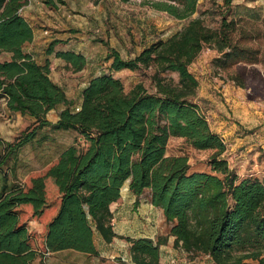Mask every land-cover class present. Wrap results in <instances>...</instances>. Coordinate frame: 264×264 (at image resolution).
I'll list each match as a JSON object with an SVG mask.
<instances>
[{
    "label": "trees",
    "instance_id": "16d2710c",
    "mask_svg": "<svg viewBox=\"0 0 264 264\" xmlns=\"http://www.w3.org/2000/svg\"><path fill=\"white\" fill-rule=\"evenodd\" d=\"M27 2L0 0V98L10 114L32 120L14 142L0 140V264H42L63 250L97 255L94 231L106 243L116 236L111 205L126 182L136 201L148 191L150 203L171 224L173 245L187 254L208 256L213 264H264V180L239 177L230 167L223 156L226 144L202 112L199 81L190 70L206 47L219 54L220 68L239 59L259 61L246 32L226 17L232 0H223L225 10L215 27L204 22L207 10H199V0H140L185 20L129 59L108 48L111 70L139 72L151 90L143 80L125 90L112 73L98 74L82 89L76 111L49 77V64H38L22 49L33 38L20 14ZM42 2L55 6L54 0ZM56 56L73 72L85 65L81 55L70 51ZM230 77L244 85L238 74ZM59 105L57 118L49 120L48 112ZM45 129L75 135L41 171L21 182L17 152L31 141H45ZM173 136L194 149L211 150L208 171H190L184 155H165ZM30 220L42 223L43 230L30 231ZM127 240L132 264H160L162 240Z\"/></svg>",
    "mask_w": 264,
    "mask_h": 264
},
{
    "label": "rangeland",
    "instance_id": "374dc122",
    "mask_svg": "<svg viewBox=\"0 0 264 264\" xmlns=\"http://www.w3.org/2000/svg\"><path fill=\"white\" fill-rule=\"evenodd\" d=\"M61 1L55 0V6L50 7L40 0H31L23 14L35 32L46 31L66 38L41 43L42 54L38 55L48 53L53 42L69 43L83 52L87 64L81 72H69L61 65L54 69L60 78L65 79V90L73 107L79 103L80 84L94 74L112 73L121 80L125 90L143 80L151 90L148 79L139 72L111 70V59H105L108 48L114 49L121 58L129 59L150 42L165 39L180 29L185 20L173 19L164 12L140 4V0ZM199 1V10H207L204 22L215 27L225 10L223 0ZM226 17L235 19L239 28L246 32V43L258 50L259 61L239 59L220 68L215 62L219 54L206 47L190 65V70L199 81L202 112L210 128L214 132L219 130L217 134L226 144L223 156L230 167L242 172L243 176L264 180V141L258 142L264 134V0H232ZM50 18L55 24L48 21ZM234 74L243 79V86L232 80L230 76ZM55 114L57 111L50 112L47 118L54 120ZM31 122L28 116L11 115L3 99L0 100L2 142H14ZM44 132L48 137L45 141H31L17 152L16 175L21 182L32 172L41 171L46 166L43 164L68 145L75 135L71 131L45 129ZM210 154L211 150L194 149L184 138L176 136L169 138L165 148V155L186 156L190 171H208ZM243 163L244 167L240 168ZM121 192L118 201L111 205L117 232L115 241L106 244L94 231L97 255L69 250L50 255L42 264H132L127 239L136 237L150 238L155 242L162 240L160 264H213L208 256L189 255L173 245V237L169 235L171 224L165 221L161 209L150 203L147 190L137 201L128 189L123 188ZM32 221L37 220H30L29 227Z\"/></svg>",
    "mask_w": 264,
    "mask_h": 264
},
{
    "label": "crops",
    "instance_id": "0c3cea01",
    "mask_svg": "<svg viewBox=\"0 0 264 264\" xmlns=\"http://www.w3.org/2000/svg\"><path fill=\"white\" fill-rule=\"evenodd\" d=\"M40 1H42V0H40ZM31 2V0H28V2H27V4L26 5H24L23 7H22V9L20 10V14L25 18V20L29 23V21L26 19V17H25V15L23 14L24 13V10H25V8H27V6H28V4ZM54 2H55V0H54ZM46 6V5H45ZM54 9V8H53ZM52 19L53 18H50L48 21H50V23L51 24H55V21H52ZM29 25L31 26V24L29 23ZM31 28H32V26H31ZM32 31H33V38H32V40L30 41V42H26V43H24L23 44V46H22V49H23V51L24 52H26V53H29L31 56H32V58L38 63V64H45L46 62L49 64V68H50V72H49V77L51 78V80L53 81V82H55V83H57L59 86H61L62 88H63V90H64V92H65V94H66V96H67V98L68 99H71L70 98V96H68V93L66 92V90H65V79L64 78H60L59 76H58V74H56V72H55V67L56 66H58V65H61L62 67H63V69H66V70H68L69 72H73L70 68H65V64H66V61L63 59V58H61V57H59V56H56V52H67V51H70V52H73L74 54H79V55H81L84 59H85V56H84V54H83V52L80 50V48L79 47H75V46H70L69 45V43H64V44H61V42H59V43H56L54 46H53V50L50 52V53H45V52H43V55H38V54H42L41 52H40V49H41V43L42 44H45V43H47V42H49V41H51L52 39H58V40H61L62 41V39H66V38H64V37H62V36H59V35H56V34H52V33H50V32H46V31H43V32H41V33H37V32H35L34 31V29L32 28ZM69 42V41H68ZM151 43V42H150ZM148 45V44H147ZM143 48V47H142ZM142 48H141V50H142ZM107 50V49H106ZM86 64H87V62H86V59H85V65H84V67L81 69V70H79V71H76V72H73V73H79V72H81L85 67H86ZM96 75H98V74H94V75H90L82 84H80V87H79V93H78V95H79V103L75 106V107H73V105H72V109L74 110V111H76V110H78L79 109V107H80V103H81V91H82V89L87 85V83H88V81H89V79L90 78H92L93 76H96ZM3 98H0V100H2ZM3 104H4V106H5V101H4V99H3ZM63 108V106L62 105H59L57 108H56V110L54 109V110H51L50 112H54V111H59V110H61ZM50 112H48V114L50 113ZM11 115H13V116H18V115H20L19 113H13V114H11ZM57 118V114H55V119ZM54 119V120H55ZM218 131L219 130H216V133H218ZM65 132H69V131H65ZM263 136H264V134H263ZM261 137L260 138V140H258V142H261V141H264V137ZM247 141V140H246ZM249 141V140H248ZM67 146V145H66ZM62 150V149H61ZM60 150V151H61ZM60 151H58L57 153H56V155H54L53 157H51L46 163H44L43 165H46L51 159H53L55 156H57L59 153H60ZM242 166V167H241ZM240 168H243L244 167V163H243V165H240L239 166ZM263 167V166H262ZM236 171V173L238 174V176L239 177H242L243 176V173L242 172H240V171H238V170H235ZM264 172V171H263ZM25 177V175L22 177V178H24ZM262 180V179H261ZM128 189V183L126 182L124 185H123V187H122V189ZM122 189H121V191H122ZM129 190V189H128ZM129 192H130V194H132V192L129 190ZM122 193V192H121ZM133 195V194H132ZM133 197H135L134 195H133ZM118 201V200H117ZM116 201V202H117ZM115 203V202H114ZM113 203V204H114ZM112 210V209H111ZM112 224H113V231H114V233L115 234H117V232L115 231V229H114V216H113V219H112ZM28 229L30 230V231H33V232H41L42 230H43V225L41 224V223H39V222H37V221H32L31 222V224H30V227H29V225H28ZM98 235V234H97ZM99 237H100V235H98ZM101 238V237H100ZM136 238H139V237H136ZM102 239V238H101ZM115 239H116V237H114L113 239H112V241L110 242V243H106L103 239H102V241H104L106 244H111L113 241H115ZM95 244V243H94ZM129 245H130V243L128 242V253H129ZM95 247H96V245H95ZM96 249H97V247H96ZM63 251H69V250H63ZM63 251H58V252H55V253H60V252H63ZM97 251H98V249H97ZM55 253H52V254H55ZM52 254H50V255H52ZM49 255V256H50Z\"/></svg>",
    "mask_w": 264,
    "mask_h": 264
},
{
    "label": "built area",
    "instance_id": "2783aa9c",
    "mask_svg": "<svg viewBox=\"0 0 264 264\" xmlns=\"http://www.w3.org/2000/svg\"><path fill=\"white\" fill-rule=\"evenodd\" d=\"M223 140V139H222ZM224 141V140H223Z\"/></svg>",
    "mask_w": 264,
    "mask_h": 264
}]
</instances>
